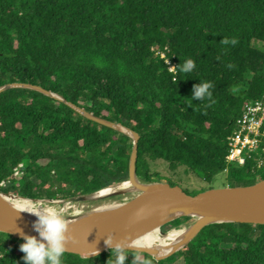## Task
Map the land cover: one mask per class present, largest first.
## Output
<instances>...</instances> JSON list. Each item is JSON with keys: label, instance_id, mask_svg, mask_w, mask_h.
I'll list each match as a JSON object with an SVG mask.
<instances>
[{"label": "clouds", "instance_id": "1", "mask_svg": "<svg viewBox=\"0 0 264 264\" xmlns=\"http://www.w3.org/2000/svg\"><path fill=\"white\" fill-rule=\"evenodd\" d=\"M221 44L227 45L231 43L235 45L238 39L233 37L231 40L223 37ZM195 62L192 59L176 65L182 73H191L195 68ZM213 87L211 82H199L193 85L192 98L195 100H211ZM215 101H212L214 103ZM17 212H28L37 217L33 227L38 232L39 238L35 235H27L19 229L20 235L24 242L20 244V251L24 253L23 259L26 264H62V257L68 250V242L73 240L69 231V224L66 221V209L58 206L56 203L30 205L19 204L15 206ZM104 243L111 251V255L107 260V264H125L129 251L132 248L136 251L132 252L133 260L131 264H152V261L142 257L139 251L150 248L151 245H145L140 240H129L124 237L114 242V237L108 234ZM93 254L99 255V250L94 248ZM114 257V259H113Z\"/></svg>", "mask_w": 264, "mask_h": 264}]
</instances>
